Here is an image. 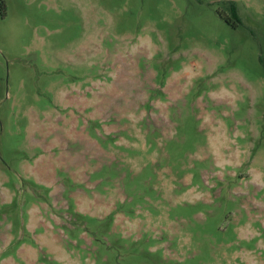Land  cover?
<instances>
[{
    "label": "rangeland",
    "instance_id": "1",
    "mask_svg": "<svg viewBox=\"0 0 264 264\" xmlns=\"http://www.w3.org/2000/svg\"><path fill=\"white\" fill-rule=\"evenodd\" d=\"M0 264H264V0H0Z\"/></svg>",
    "mask_w": 264,
    "mask_h": 264
},
{
    "label": "trees",
    "instance_id": "2",
    "mask_svg": "<svg viewBox=\"0 0 264 264\" xmlns=\"http://www.w3.org/2000/svg\"><path fill=\"white\" fill-rule=\"evenodd\" d=\"M230 12H231V16H232L231 18L234 21H236L237 25H240L241 24V19L239 18L238 11H237V6L235 4H231Z\"/></svg>",
    "mask_w": 264,
    "mask_h": 264
}]
</instances>
